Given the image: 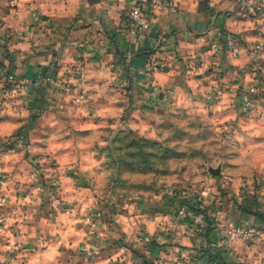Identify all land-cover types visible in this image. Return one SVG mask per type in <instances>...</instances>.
Returning <instances> with one entry per match:
<instances>
[{
  "label": "crops",
  "instance_id": "crops-1",
  "mask_svg": "<svg viewBox=\"0 0 264 264\" xmlns=\"http://www.w3.org/2000/svg\"><path fill=\"white\" fill-rule=\"evenodd\" d=\"M254 1L151 0V28L134 43L124 37L133 0H0V78L28 82L0 110V214L24 216L19 239L43 248L40 264H264V238L218 246L223 226L257 222L238 205L264 200L253 190L264 186V119L236 109L256 77L248 49L264 43V19L249 15ZM230 36L242 39L238 55L211 51ZM153 113L195 118L224 135L223 127L235 128L236 162L218 180L232 192L219 200L227 201L220 228L211 219L187 223L161 205L169 194L117 196L105 154L128 129L156 137ZM23 130L28 148L4 147ZM31 158L78 178L61 173L59 194L38 190Z\"/></svg>",
  "mask_w": 264,
  "mask_h": 264
},
{
  "label": "rangeland",
  "instance_id": "rangeland-1",
  "mask_svg": "<svg viewBox=\"0 0 264 264\" xmlns=\"http://www.w3.org/2000/svg\"><path fill=\"white\" fill-rule=\"evenodd\" d=\"M249 15L251 19H264V0H255ZM236 37L242 42L239 36ZM248 52L253 58L252 65L256 74L251 87L258 86L263 93L259 97H253L255 105L247 109L241 96L251 87L244 89L239 95L240 102L236 105V109L244 114L259 110L260 116L264 119V69L261 63L264 43L251 44ZM25 81L11 74L0 78V110L9 104V100L16 99V97L18 99L22 95L25 89L23 92H17L11 87ZM215 94L219 96L220 91ZM260 102L263 105L259 108ZM154 114L149 115V118L153 120L150 130L155 132L156 137H142L128 129L125 134L114 140L113 146L109 147L105 154L106 162L109 165H115L114 171L110 167L108 174L109 178L112 177V181L119 183L117 196L127 193L133 196L143 194L153 199L157 195L169 194L171 198H163L164 202L161 200V205L174 207L178 216L187 223L195 220L194 224L204 227L207 223H211V219L212 224L219 225L218 213L222 210V205L227 203V201L220 202L219 200L225 196L230 199L232 192L227 189V186L220 185L218 180L225 177L224 171L233 167L230 164L236 162L235 153L239 148L233 135L235 128L231 129V125L227 126V129L223 127L224 135L221 131L219 133L214 125H205L195 118H170ZM229 130H232L233 134L230 135ZM26 133L23 130L4 141V147L14 148L12 151L18 150V152L28 148L29 141ZM23 155L28 159L29 156L25 153ZM31 159L30 163L35 170L33 180L38 181V190L46 189L53 194H59L61 173H65L63 176L70 180L78 178L75 172L55 171L56 166L53 161L50 164L51 169H47L48 167H43L36 158ZM218 167H221V174L213 176L209 169ZM3 184L4 178L0 175V185ZM28 188L29 184H25L23 191H29ZM254 189L262 191L261 197L264 198V186H256ZM258 205L264 215V200L259 201ZM238 206V210L243 211L240 209L241 205ZM22 217L24 216L20 214L17 220H12V218L8 220L7 217L1 218L0 214V264H40L41 262L43 248L37 247L33 250L31 247H26L19 239L22 229L26 228H18ZM255 219L256 223L245 225V227H261L263 236L260 239L262 240L264 222L256 216ZM228 227L239 226L230 225ZM26 234L27 232L23 235Z\"/></svg>",
  "mask_w": 264,
  "mask_h": 264
},
{
  "label": "built area",
  "instance_id": "built-area-1",
  "mask_svg": "<svg viewBox=\"0 0 264 264\" xmlns=\"http://www.w3.org/2000/svg\"><path fill=\"white\" fill-rule=\"evenodd\" d=\"M135 3L134 8L127 15V22L124 29V37L131 42L137 43L142 42L146 39L147 32L151 28V18L145 13V7L150 3L151 0H133ZM157 6L160 9L166 10L171 9L165 4L158 3ZM240 40L236 36H230L224 43H214L211 45V51L217 53L220 50H225L234 55H238L240 51ZM153 72L163 71V67L151 63L150 65ZM27 80L21 84H15L14 88L17 92H23ZM13 90V89H12ZM63 91H69L68 85H62ZM263 91L258 86L251 87L241 97L243 104L247 109H251L255 105V99L253 97H259ZM84 100L83 94H78L76 97V103L81 104ZM199 220V219H198ZM222 238L218 242V246H224L226 241H255L259 240L263 236V230L259 226H239V227H222Z\"/></svg>",
  "mask_w": 264,
  "mask_h": 264
},
{
  "label": "trees",
  "instance_id": "trees-1",
  "mask_svg": "<svg viewBox=\"0 0 264 264\" xmlns=\"http://www.w3.org/2000/svg\"><path fill=\"white\" fill-rule=\"evenodd\" d=\"M207 3H208L207 0H205V4H207ZM224 42L225 41H223L222 43H224ZM240 209H242L245 213H250L252 210H254V215L256 217H258L261 221L264 222V215L261 212L259 205H258V202L256 200H253L251 202H247V204L244 205V207L241 206Z\"/></svg>",
  "mask_w": 264,
  "mask_h": 264
},
{
  "label": "water",
  "instance_id": "water-1",
  "mask_svg": "<svg viewBox=\"0 0 264 264\" xmlns=\"http://www.w3.org/2000/svg\"><path fill=\"white\" fill-rule=\"evenodd\" d=\"M209 171L213 176H219L221 174V167L210 168Z\"/></svg>",
  "mask_w": 264,
  "mask_h": 264
}]
</instances>
